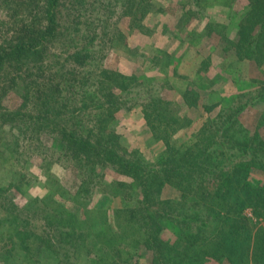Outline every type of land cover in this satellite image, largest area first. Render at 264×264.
Returning <instances> with one entry per match:
<instances>
[{
	"label": "rangeland",
	"instance_id": "374dc122",
	"mask_svg": "<svg viewBox=\"0 0 264 264\" xmlns=\"http://www.w3.org/2000/svg\"><path fill=\"white\" fill-rule=\"evenodd\" d=\"M254 2L88 0L87 6L76 4L64 25L69 26L76 18L81 25L75 27L76 31L72 26L55 47H50L42 80H52L50 95L69 99V112L74 115L82 108V100L87 103L85 126H80L83 134L98 130L99 119H105L111 110L108 95L116 94L119 108L114 114L116 120L108 126L119 138L116 144L121 154L139 151L146 163L155 164L165 149V138L184 150L196 143L199 130L206 125L212 133H218L211 150L226 153L220 167L229 171L230 161H240L241 153L233 143L222 141L226 121L219 122L221 115L242 108L236 114L240 122L232 127L244 131L249 138L264 141V39L254 44L256 59L239 57L232 45L238 42L239 30L253 11ZM261 7L264 8V0ZM11 14L12 9L0 2V24L11 26L7 19ZM141 15L142 19L137 20ZM259 22L264 24V12ZM253 33H259L255 27ZM85 37L89 40L84 42ZM82 46L91 50L92 58L84 68L76 69L80 73L73 77L77 66L70 58ZM123 80L129 82L127 91L117 87ZM159 101L181 122L179 129L173 130L178 128L174 124L166 128L154 123L151 127L145 120L144 106ZM21 102L14 92L5 99V105L13 111ZM30 112L35 118L38 108L32 106ZM50 123L38 132L31 122L4 131L13 151L17 149V138L20 143L14 157L0 155V219H18L27 226L31 238L28 249L23 248L22 241L15 246L4 227L0 231V264H128L123 261L130 249L128 244L120 240L115 249H110L96 235L106 232L120 236L131 211H137L139 221L142 213L149 216L159 210L158 204H143L142 187L120 175L116 166L97 165L96 172H92L71 158L51 133L55 122ZM66 127L71 128V124ZM250 158L248 155L246 159ZM251 177L264 178V173L252 168ZM60 188L64 194L56 198L57 203L44 204V197ZM216 188L213 186L211 192ZM183 194L176 186L165 184L160 200L175 203L164 206L168 214L176 219L181 214L182 220L202 213L204 205L198 210L191 202L184 204ZM56 206L80 224L76 228L82 235L79 241L61 242L60 233L48 225L49 212ZM245 214L255 220L251 209ZM143 227L139 228L145 232ZM176 232L168 229L162 233V240L168 244L166 251L176 248ZM144 237V233H139L135 238L143 241ZM6 255L9 259H5ZM131 256V264H166L164 260L158 263L155 252L144 245L132 251ZM207 264L229 263L223 258ZM239 264L246 263L240 260Z\"/></svg>",
	"mask_w": 264,
	"mask_h": 264
},
{
	"label": "trees",
	"instance_id": "16d2710c",
	"mask_svg": "<svg viewBox=\"0 0 264 264\" xmlns=\"http://www.w3.org/2000/svg\"><path fill=\"white\" fill-rule=\"evenodd\" d=\"M254 1L256 4H252L253 11L239 30L238 42L232 44L235 45L238 56L246 59H256L254 44L264 39V24L259 22L264 12V8L261 7L262 0ZM0 2L12 9V14L7 18L12 25L6 26L4 22L0 24V155L14 157L19 152L20 139L17 138V142H14L17 149L13 151L10 148L12 143H8L3 136L7 127L18 126L19 129L25 126L26 122H31L37 127L35 129L38 132L39 128L47 127L52 121L55 123L51 133L56 135L61 150L71 158L92 172H96L97 165L116 166L120 175L132 179L141 186L143 204H158L156 207L159 210L155 209L149 216L142 213L139 221L136 220L137 211H131L124 235L118 236L114 233L111 235L106 232L96 235V239L110 249H115L120 240V243L128 244L130 249L123 260L125 263L131 264L132 251H138L140 246L144 245L148 250L155 252L158 263L164 260L166 264H207L224 258L229 264H239L240 260L246 264H264V178L253 180L251 177L252 168L264 173V141L255 137L249 138L244 131L232 127L240 122L236 114L241 112L242 108L219 117V122L226 121L221 135L222 141L233 143L241 153L240 161L236 163L230 161L229 171L220 167L227 156L226 153L222 150V152L217 149L211 150L216 144L215 137H218V133H212L206 125L199 130L196 143L184 150L171 145L169 139L165 138V149L155 164L146 163L139 151H134L131 155L121 154L116 144L119 138L108 126L114 119L116 120L114 114L119 108L116 94L112 92L108 95L111 110L105 119H99L98 130L90 129L88 134H83L80 126H85L84 116H87L84 111L87 103H82L83 97L80 99L82 108L76 111L78 112L76 116L75 112H69V99L50 95L52 80L50 79L51 82L48 83L42 80L47 72L46 60L50 58L48 54L50 47H55L72 26L75 28L81 25L78 18L70 22L69 26L64 25L67 16L76 4L87 6L88 0H0ZM139 19H142V15L137 16V20ZM254 27L259 32L257 35L253 33ZM85 40H89V37H85L84 42ZM91 40L94 41V38ZM90 58L91 50L83 46L81 50L71 55L70 59L77 66L72 72L73 77L80 73L76 69L84 68ZM117 85L122 91L129 90V82L126 84L125 80ZM55 87L58 92L59 85L56 84ZM13 92L22 101L18 110L14 111L5 105L6 97ZM32 106L38 108L35 118L31 116ZM208 110L210 111L209 108ZM143 114L151 127L155 123L157 126L163 124L166 128L173 124L177 125L178 128H172L173 130L180 128L181 122L162 101L146 104ZM64 124L66 126L71 124V128ZM59 125L64 127L59 128ZM200 141L203 143L202 146L199 144ZM218 153V157H215ZM248 155L250 159H246ZM165 184L174 185L184 192L182 197L184 204L191 202L198 210L204 205L205 209L197 216H185L180 220L179 214L176 219L164 208L167 204L175 203L160 200V192ZM215 185L216 190L211 192ZM63 192L61 188L53 191L44 197V204H56V198L62 197ZM173 206L171 205L172 208ZM248 209H251L255 220L245 214ZM215 211L217 212L214 216ZM117 216H120L119 213ZM133 219L136 221L133 222ZM47 221L51 228L60 233L61 242L63 239L75 242L82 237L76 229L80 224L66 216L60 207H52ZM143 226L146 227L145 232L141 230ZM4 227L11 233L13 245L16 246L22 241L23 248L28 249L31 234L28 233L26 225L12 217L9 220L0 219V231ZM168 229L177 231L178 240L175 249L166 251L168 244L161 236ZM139 233L145 234L143 241L135 238ZM5 257L9 259L10 256Z\"/></svg>",
	"mask_w": 264,
	"mask_h": 264
}]
</instances>
